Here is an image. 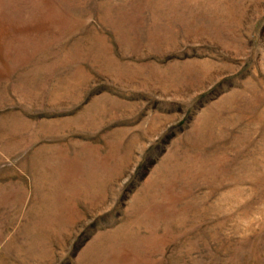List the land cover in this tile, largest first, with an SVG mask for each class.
I'll return each instance as SVG.
<instances>
[{
	"label": "rangeland",
	"instance_id": "1",
	"mask_svg": "<svg viewBox=\"0 0 264 264\" xmlns=\"http://www.w3.org/2000/svg\"><path fill=\"white\" fill-rule=\"evenodd\" d=\"M264 264V0H0V264Z\"/></svg>",
	"mask_w": 264,
	"mask_h": 264
},
{
	"label": "crops",
	"instance_id": "2",
	"mask_svg": "<svg viewBox=\"0 0 264 264\" xmlns=\"http://www.w3.org/2000/svg\"><path fill=\"white\" fill-rule=\"evenodd\" d=\"M224 264H232L231 262H227V263H224Z\"/></svg>",
	"mask_w": 264,
	"mask_h": 264
}]
</instances>
